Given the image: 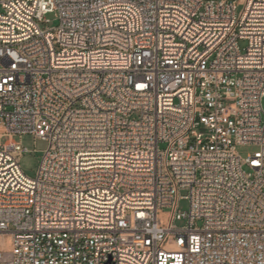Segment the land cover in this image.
<instances>
[{
    "label": "built area",
    "instance_id": "obj_1",
    "mask_svg": "<svg viewBox=\"0 0 264 264\" xmlns=\"http://www.w3.org/2000/svg\"><path fill=\"white\" fill-rule=\"evenodd\" d=\"M263 99L264 0H0V264H264Z\"/></svg>",
    "mask_w": 264,
    "mask_h": 264
},
{
    "label": "rangeland",
    "instance_id": "obj_2",
    "mask_svg": "<svg viewBox=\"0 0 264 264\" xmlns=\"http://www.w3.org/2000/svg\"><path fill=\"white\" fill-rule=\"evenodd\" d=\"M239 8L238 10H240ZM47 18L50 20L49 26L54 27L57 24L56 16L55 14L51 13L47 15ZM246 41H241L240 46L245 47ZM262 105L264 108V99L262 100ZM16 141L20 142L23 147L26 148L27 151L24 152L20 159V166L22 170L25 172L26 175L29 177H35L37 174V171L39 169L40 161L42 152L47 147V142L42 139H37L35 141L34 137L32 135H23L22 137H16ZM36 150V151H34ZM257 150V147L255 145H240L237 147L238 153L242 157H247V155L253 154ZM182 195H186V192H182ZM189 208V202L186 199H181L179 202V209L180 211H187ZM9 237L3 236L1 237V242H8Z\"/></svg>",
    "mask_w": 264,
    "mask_h": 264
},
{
    "label": "bare ground",
    "instance_id": "obj_3",
    "mask_svg": "<svg viewBox=\"0 0 264 264\" xmlns=\"http://www.w3.org/2000/svg\"><path fill=\"white\" fill-rule=\"evenodd\" d=\"M9 245H10V242L8 241V242H6V243L4 244V248H5V249H8V248H9Z\"/></svg>",
    "mask_w": 264,
    "mask_h": 264
}]
</instances>
